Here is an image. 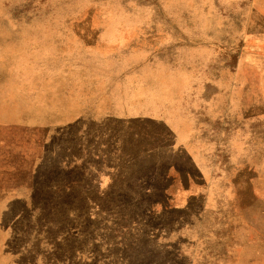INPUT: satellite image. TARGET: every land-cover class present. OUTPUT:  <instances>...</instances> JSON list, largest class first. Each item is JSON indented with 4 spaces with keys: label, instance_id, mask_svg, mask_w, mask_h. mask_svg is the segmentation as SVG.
<instances>
[{
    "label": "rangeland",
    "instance_id": "obj_1",
    "mask_svg": "<svg viewBox=\"0 0 264 264\" xmlns=\"http://www.w3.org/2000/svg\"><path fill=\"white\" fill-rule=\"evenodd\" d=\"M0 264H264V0H0Z\"/></svg>",
    "mask_w": 264,
    "mask_h": 264
}]
</instances>
